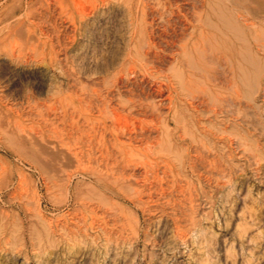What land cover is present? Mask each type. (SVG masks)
Segmentation results:
<instances>
[{"label": "rangeland", "instance_id": "1", "mask_svg": "<svg viewBox=\"0 0 264 264\" xmlns=\"http://www.w3.org/2000/svg\"><path fill=\"white\" fill-rule=\"evenodd\" d=\"M48 1L0 0V264H264V0L224 10L225 69L218 31L176 46L194 0Z\"/></svg>", "mask_w": 264, "mask_h": 264}, {"label": "bare ground", "instance_id": "2", "mask_svg": "<svg viewBox=\"0 0 264 264\" xmlns=\"http://www.w3.org/2000/svg\"><path fill=\"white\" fill-rule=\"evenodd\" d=\"M51 1H53V2H55V3H59V4H61V0H51ZM147 1H149V0H147ZM155 1V0H154ZM153 1V2H154ZM158 1V0H157ZM171 1V0H170ZM223 1L224 0H194V5L192 4V7H191V12L189 13L190 15H191V20H190V17H189V19H187V23L189 24H187L188 26H189V28H188V26H185V27H187L188 28V33H183V34H187L186 36H181L179 39H178V41H181L182 40V42H180L178 45H176L178 48H179V50H183L185 47H189V46H195L194 44V42H192L193 41V38H192V34H194V35H196V37H197V35L198 36H201V37H205V34L207 33L206 32V30H205V28L206 27H209L210 29H212V30H215V31H218V32H216V33H214V37H216L215 39L217 40L218 39V44H217V41H216V44H215V54H214V60H215V64H216V66L217 67H220V68H223V69H225V66L227 67L228 66V58H229V56H231V57H233V56H235V54H236V51H235V48L234 47H230V48H228V51H222V49H220L219 47L220 46H224L225 47V45H227L228 44V46H229V44H235V42H236V40H238V37L236 36L237 34H236V32L235 31H238L237 29H238V27H236V30H234L233 28H231L232 26V23L230 22L232 19H230L231 18V16L230 15H232V14H230L229 15V12H228V14H224V10L226 9V7L228 8V10H230V9H235L234 7H235V5H237V3H239L238 2V0H226V5L223 3ZM48 2H50V0L48 1ZM128 2H133V3H131L132 4V6H135L133 9L134 10H132V8H131V14H133V13H135V11H136V13L138 14V16H140V18H141V22H144V16H145V14H146V8H147V5H146V3H144L142 0H137V2L136 3H134V1L132 0H128ZM156 2V1H155ZM122 3V2H121ZM168 3V6H170L171 5V2H167ZM149 4V3H148ZM170 4V5H169ZM122 5V4H121ZM159 5V4H158ZM157 5V6H158ZM163 6V5H162ZM176 6V5H175ZM253 6V5H252ZM123 7H125L126 8V6H124L123 5ZM130 8V7H129ZM128 8V9H129ZM230 8V9H229ZM152 9V8H151ZM166 9V8H165ZM217 9L219 10L218 12H219V14H217ZM236 10V9H235ZM167 11V10H166ZM139 13H140V15H139ZM170 13H172V12H170ZM244 13H245V11H244ZM211 14H213V15H215L216 16V18L217 19H214L212 16H211ZM186 16V15H185ZM235 17L237 18V19H241L242 18V20H245V17H243V15H241V14H239V13H237V14H235ZM251 18V17H250ZM184 19V18H183ZM137 22V21H136ZM141 22H140V24H141ZM248 22V20H246V23ZM234 23V22H233ZM245 23V22H244ZM250 24V23H249ZM237 26V25H236ZM234 28H235V25L233 26ZM231 30H230V29ZM228 30V31H226V30ZM241 30V29H240ZM186 31H187V29H186ZM185 31V32H186ZM132 33H135V35L136 36H134V39H133V41L135 42V46L136 47H134V48H137V49H135L134 51H133V54L137 57V58H135L134 60H131V57L130 56H133V54L131 53V51L130 52H128V54H127V56H128V58L126 57L125 58V61H124V64L126 63V66H124V71L120 74V78L118 79V80H121V79H123V77H124V75L125 76H128V75H134V73L137 71V67H135V63H136V61H137V63L139 62V64H142L141 66H142V68H143V70H144V68H145V70L147 71V70H150V69H154V66L153 65H149V63L148 62H150V60H149V54L153 51V52H155L154 50H155V48H156V44L154 43V41H152V39H151V35H152V32L151 31H149L148 29H147V26H145L144 27V25H141L140 27H136V29H134V32L132 31ZM233 33H235V35L233 34ZM209 36V35H208ZM188 37V39H185V38H187ZM210 37V36H209ZM240 39H242V38H240ZM213 42V41H212ZM197 43V42H196ZM215 43V42H214ZM221 44V45H220ZM145 46V50H143V54L141 53L142 52V49H143V47ZM197 46H198V43H197ZM190 48V47H189ZM199 48V47H198ZM194 49H197V48H194ZM207 49V48H206ZM206 49H203V50H205L206 51ZM190 50V49H189ZM202 50V51H203ZM178 51V50H177ZM181 51H180V53H181ZM201 51V50H200ZM186 52V51H185ZM190 52V51H189ZM179 53V52H178ZM194 53H196V50H195V52ZM198 53V52H197ZM201 53V52H200ZM199 53V54H200ZM182 55L184 54V51H182V53H181ZM198 54V55H199ZM176 55V54H175ZM206 55V54H205ZM155 57H156V59H159L160 57H158V55H157V53H155V55H154ZM183 58H184V56H182ZM186 57V56H185ZM189 57V56H188ZM187 57V58H188ZM198 57V56H197ZM206 57V56H205ZM142 58H144L145 60H146V62H143V60H142ZM183 58H181V57H178V56H176V58H174V64L176 65L175 67H177V69L175 70V71H172L173 72V74H171V76H173L174 77V79H176L177 77H179V78H181L180 79V81H179V83L180 82H183L182 81V79H184V72H185V70L183 69V67H184V61H183ZM192 58H193V56H192ZM192 58H190V59H192ZM209 58V57H208ZM200 59V58H199ZM185 60H188V59H186L185 58ZM210 60V59H209ZM211 60H212V58H211ZM148 61V62H147ZM203 61V60H202ZM205 61H206V59H205ZM191 62V61H190ZM207 62H209V61H207ZM229 62H230V64H231V66H233V64H234V62H232V59L230 58V60H229ZM193 63V62H192ZM199 63V62H198ZM173 64V65H174ZM210 65H211V62H210ZM193 67V66H192ZM192 67H191V69H192ZM180 68V69H179ZM190 69V70H191ZM196 69H198V68H196ZM228 71V70H227ZM120 73V72H119ZM143 73V72H142ZM230 73V72H229ZM232 73V72H231ZM235 73V72H234ZM135 75H137V74H135ZM134 75V76H135ZM188 75V74H187ZM231 76L233 77V75L231 74ZM230 76V78L231 79H229V84H230V87H231V94H233L234 93V95H235V93H236V84H235V80H234V78H232ZM189 77V76H188ZM220 77H221V75H220ZM116 79V78H115ZM192 79V78H191ZM208 79V78H207ZM118 80L116 79L115 81H114V84H113V87H115V86H117L118 85ZM170 81V80H169ZM190 82V81H189ZM170 83H171V81H170ZM191 83V82H190ZM172 84V83H171ZM157 85V84H156ZM155 85V87H157ZM162 85V84H161ZM182 86V85H181ZM161 88H162V86H160ZM160 88V89H161ZM159 89V88H158ZM215 89V88H214ZM109 90H110V88H109ZM208 90V89H207ZM154 91H157V90H154ZM153 91V92H154ZM159 91V90H158ZM95 92H97V91H95ZM160 92V91H159ZM158 93V92H157ZM209 93V92H208ZM234 95H231V99L232 100H234L235 99V96ZM172 97V96H171ZM218 97V96H217ZM131 97H127V99H125V103L127 104V103H129V102H131V99H130ZM147 98V97H146ZM217 99V98H216ZM215 99V100H216ZM219 99V98H218ZM217 101V100H216ZM215 102V101H214ZM138 104H139V106H140V108H141V112H138V113H136L137 115H141V116H143L142 114H144V112H145V110L143 109L144 107V105H143V103H141V102H137ZM188 103V102H187ZM191 104V103H190ZM190 104H189V106H190ZM217 105L218 103L217 102H215L214 103V105ZM121 105L123 106L124 105V103H121ZM154 105V104H153ZM213 106V105H212ZM218 106V108H219V104L217 105ZM147 107V106H146ZM132 108H133V106H132ZM148 108H149V106H148ZM212 108V107H211ZM210 108V109H211ZM218 108H214V112L215 113H217L218 111H219V109ZM150 109V108H149ZM155 109H157V108H155ZM112 110L113 111H111L110 109H108L107 110V112H108V114H110V116H111V114H116V112H115V109L114 108H112ZM220 110H221V106H220ZM110 112V113H109ZM219 112H221V111H219ZM133 116V115H132ZM132 116H130V117H132ZM104 117H106V116H104ZM112 117H114L115 118V116H112ZM112 119V118H111ZM133 119V118H132ZM144 121V120H143ZM139 122H141V121H139ZM114 123V122H113ZM141 123H143V122H141ZM97 124V123H96ZM98 125V124H97ZM100 125H98V127H99ZM111 126V125H110ZM101 128V127H100ZM99 129V128H98ZM103 129H104V131H106V129H107V127L104 125L103 126ZM100 130V129H99ZM118 130H120V128H118ZM121 131V130H120ZM124 131V130H123ZM130 131V130H129ZM122 132V131H121ZM117 133V132H116ZM100 136V135H99ZM130 136H131V134H130ZM101 139H102V137H100ZM97 139V138H96ZM137 142V141H136ZM103 143V142H102ZM116 144H118V145H121L122 143H116ZM91 146V145H90ZM102 146V145H101ZM122 146V145H121ZM99 147H100V145H99ZM100 149V148H99ZM101 150V149H100ZM99 150V151H100ZM107 150V149H106ZM105 150V151H106ZM128 151V150H127ZM132 151V150H131ZM107 152V151H106ZM130 153V152H129ZM132 153V152H131Z\"/></svg>", "mask_w": 264, "mask_h": 264}]
</instances>
